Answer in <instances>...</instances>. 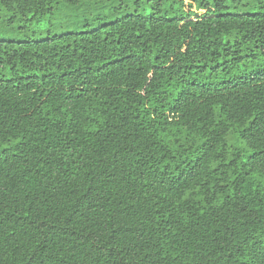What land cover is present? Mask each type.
<instances>
[{"label":"trees","instance_id":"obj_1","mask_svg":"<svg viewBox=\"0 0 264 264\" xmlns=\"http://www.w3.org/2000/svg\"><path fill=\"white\" fill-rule=\"evenodd\" d=\"M0 264H264V4L0 0Z\"/></svg>","mask_w":264,"mask_h":264},{"label":"rangeland","instance_id":"obj_2","mask_svg":"<svg viewBox=\"0 0 264 264\" xmlns=\"http://www.w3.org/2000/svg\"><path fill=\"white\" fill-rule=\"evenodd\" d=\"M232 0H229V2H231ZM244 2H248V0H243ZM251 4L253 5H256V6H259V4H264V0H249ZM149 9L150 7H146L143 11H141V13H148L149 12ZM130 11L131 12H138L137 9H135L133 6L130 8ZM120 16V15H119ZM60 20V19H59ZM18 28H17V31L14 33V34H9V35H5L6 37L8 38H12V39H28V38H40V37H43L44 35H41V36H36V34L34 33H38L39 31H46L47 30V26H46V23H42L40 26H31V27H28V29H22L21 27H23L24 25H20L18 24ZM84 29H87V27H85ZM43 32V33H44Z\"/></svg>","mask_w":264,"mask_h":264}]
</instances>
